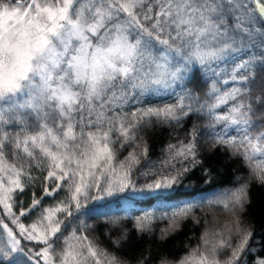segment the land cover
Instances as JSON below:
<instances>
[{
	"label": "snow or ice",
	"instance_id": "snow-or-ice-1",
	"mask_svg": "<svg viewBox=\"0 0 264 264\" xmlns=\"http://www.w3.org/2000/svg\"><path fill=\"white\" fill-rule=\"evenodd\" d=\"M253 18L264 29L262 0H0V208L17 228L2 224L6 240L0 256L10 260L14 253H24L35 264H123L87 235L62 233L63 220L57 214L71 216L72 206L78 211L92 189L109 195L135 189L131 172L140 157L133 152L119 161L118 148L134 143L146 121H178L189 115L199 97L185 91L163 107L130 115L117 109L130 98L172 88L194 65L212 70L235 50L238 40L256 30ZM248 80L247 74L239 77L241 83ZM243 93L240 87L220 92L213 85V103L202 107L226 124L222 134H215V143L231 149L264 183V124L253 126L251 104L244 102ZM229 101L234 103L227 114L217 115L215 110ZM228 129L238 134L229 135ZM170 149L173 159L197 162L194 140ZM141 152L146 155L147 149ZM33 167L43 168L44 179L52 182L45 195L65 187L68 202L41 210L40 218L25 226L13 207L15 194L31 182ZM177 182L175 176H166L146 190ZM247 188L243 183L216 203L236 213L247 202ZM39 203L33 200L31 208L18 209L19 216ZM189 210L186 206L173 212L160 238L174 231ZM152 223L145 215L136 229L150 232ZM232 233L240 240L235 247ZM250 238L251 232L234 219L230 227L206 229L199 244L175 264H236ZM22 240L43 248L25 253ZM226 249L230 256L221 259ZM160 264L170 261L161 258Z\"/></svg>",
	"mask_w": 264,
	"mask_h": 264
},
{
	"label": "trees",
	"instance_id": "trees-1",
	"mask_svg": "<svg viewBox=\"0 0 264 264\" xmlns=\"http://www.w3.org/2000/svg\"><path fill=\"white\" fill-rule=\"evenodd\" d=\"M240 15L243 16V12ZM261 23L253 18V28L256 30L238 40L233 45L235 50L225 59L215 62L212 70L194 65L185 80L172 88L161 89L155 95L130 98L117 109L130 115L147 107H163L174 104L177 96L185 91L194 92L199 97V102H193V111L178 121L152 120L141 124L136 132V141L117 150L119 161L125 160L133 152L140 157L139 164L133 166L131 172L135 189L114 191L111 195L92 189L90 198L84 200L78 211L73 205L71 216L62 215V233L70 235L75 231L77 235H87L101 249L118 256L123 264H160L161 258L175 264L177 259L199 244L206 229L219 230L225 225L230 227L231 222L238 218L241 226L251 232V238L236 264H261L264 261V183L252 176L231 149L215 143V134H222L226 124L215 121L206 107H202L205 103H213L209 95L213 85L220 92L240 87L244 89L242 99L251 104L253 126L264 124V29ZM240 64L245 67L240 68ZM245 74L249 76L246 84L239 81V77ZM233 76L237 79L233 80ZM233 103L229 101L217 108L216 114H227ZM228 134L238 133L235 129H228ZM193 140L196 144L195 164L173 159L171 145L178 147ZM143 148L147 149L146 155H142ZM29 171L32 180L25 184L23 192L15 194L13 207L19 221L25 226L36 222L41 210L65 200L68 202V189L65 187L52 196L45 195V187L51 191L53 185L44 179L46 172L43 168L33 167ZM166 176H175L178 182L170 188L146 190V185ZM243 183L248 185L247 202L243 209L232 213L216 203L222 194L236 190ZM102 194V198H94ZM33 200L40 203L26 216H19L18 209L31 208ZM186 206L190 208L188 215L178 221L174 231L161 239V230L169 226L168 217ZM145 215L153 218L152 230L141 233L136 229V222ZM3 223L16 231V225L0 208V245L6 240ZM225 234L227 236V232ZM230 243L233 247L239 245L240 240L235 233L231 234ZM21 246L25 253L30 254L40 249L41 245L22 240ZM230 251H223L221 259H227ZM0 260H3V264H35L24 253H14L10 260L0 256Z\"/></svg>",
	"mask_w": 264,
	"mask_h": 264
},
{
	"label": "rangeland",
	"instance_id": "rangeland-1",
	"mask_svg": "<svg viewBox=\"0 0 264 264\" xmlns=\"http://www.w3.org/2000/svg\"><path fill=\"white\" fill-rule=\"evenodd\" d=\"M264 1V0H263ZM105 194H108L107 192H104ZM101 198L103 197V194L100 196ZM63 202H67L66 200L65 201H63ZM62 203V202H61ZM61 203H58V204H56V205H54L53 207H49V208H54V207H56L57 205H59V204H61ZM49 208H46V209H49ZM46 209H44V210H46ZM64 213H58L57 214V216H58V218H60V219H62V215H63ZM40 215H41V213H40ZM40 215H39V217H38V219L40 218ZM63 220V219H62ZM16 230H17V228H16ZM32 242V241H31ZM40 249H42L43 248V245H41L40 247H39Z\"/></svg>",
	"mask_w": 264,
	"mask_h": 264
}]
</instances>
